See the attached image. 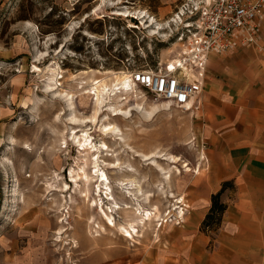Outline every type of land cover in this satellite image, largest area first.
Instances as JSON below:
<instances>
[{
	"label": "rangeland",
	"instance_id": "rangeland-1",
	"mask_svg": "<svg viewBox=\"0 0 264 264\" xmlns=\"http://www.w3.org/2000/svg\"><path fill=\"white\" fill-rule=\"evenodd\" d=\"M186 1L0 0V264H141L215 252L218 229L201 226L211 204L201 108L170 106L131 78L180 52L176 15ZM122 75L131 91L110 96ZM96 83L106 86L97 113ZM108 124L117 141L101 135ZM83 130L98 153L82 154L71 140ZM80 167L94 176L89 186L71 180ZM145 212L157 217L142 228L132 214Z\"/></svg>",
	"mask_w": 264,
	"mask_h": 264
},
{
	"label": "crops",
	"instance_id": "crops-1",
	"mask_svg": "<svg viewBox=\"0 0 264 264\" xmlns=\"http://www.w3.org/2000/svg\"><path fill=\"white\" fill-rule=\"evenodd\" d=\"M257 27L254 45L234 40L226 52L209 56L199 97L209 195L233 185L220 196L226 209L215 252L141 264H264V15Z\"/></svg>",
	"mask_w": 264,
	"mask_h": 264
},
{
	"label": "built area",
	"instance_id": "built-area-1",
	"mask_svg": "<svg viewBox=\"0 0 264 264\" xmlns=\"http://www.w3.org/2000/svg\"><path fill=\"white\" fill-rule=\"evenodd\" d=\"M178 13L180 52L165 67L139 70L131 78L156 99L195 112L201 106L209 56L226 52L234 40L242 46L255 44L264 0H187Z\"/></svg>",
	"mask_w": 264,
	"mask_h": 264
},
{
	"label": "bare ground",
	"instance_id": "bare-ground-1",
	"mask_svg": "<svg viewBox=\"0 0 264 264\" xmlns=\"http://www.w3.org/2000/svg\"><path fill=\"white\" fill-rule=\"evenodd\" d=\"M122 15V14H121ZM145 17H143V16H139V19L141 20V21H143V19H144ZM55 76V75H54ZM53 76V74H52V77H51V81H55V77ZM58 83V82H57ZM56 83V84H57ZM131 80H130V77H128L127 75H122L121 76V78L118 80V84L116 85V89H114V90H110V92H107L108 94H110V96H116V95H121L122 93H124V94H128L130 91H131ZM60 84V83H59ZM102 84V83H101ZM52 85V84H51ZM98 85V86H97ZM94 86V85H93ZM115 88V87H114ZM53 89V88H52ZM105 90H106V86H104V85H99V83H96V85L94 86V88H93V95H94V97H95V103H96V108L97 107H99V106H101L102 105V97L104 96V94H105ZM51 91V90H50ZM50 91H48V92H50ZM109 91V90H108ZM62 95V94H61ZM66 102H67V105L68 106H70L71 105V103H70V100L68 99V100H66ZM166 103V102H165ZM168 103V102H167ZM169 104V103H168ZM171 106V105H170ZM103 107V106H102ZM190 110V108L188 109V111ZM99 111V108H97L96 110H95V112L97 113ZM185 111H187V110H185ZM113 116H115V117H122L123 116V112L121 111H114L113 110ZM93 119L95 120V117H93ZM100 132H101V135L103 136V137H110V138H114L115 136H116V128L114 127V126H111V125H103V126H101L100 127ZM76 134H77V131H73L72 132V134H71V140L72 141H74V142H77V144H78V146L81 148V153L82 154H84V153H86V154H88L89 152H90V149H96V153H98V151H99V148H97L95 145H92V139H90V137L88 136V134H87V132L86 131H84L83 130V132H82V134L80 135V136H76ZM114 140L115 141H117L118 139L117 138H114ZM101 147L103 148V149H107V147H106V144H104V143H101ZM85 157V156H84ZM139 157V155H136L135 156V158L134 159H137ZM83 159H86V158H83ZM86 162H87V160L86 161H84L83 162V164L86 166L87 164H86ZM93 164H94V169H95V172H96V174L98 173V171L99 170H97V167H96V165L98 164V161L96 160V161H93ZM114 165V164H113ZM83 166V165H82ZM79 170L81 171V174H77V176L76 177H72L71 178V180L72 181H74V183H75V181L77 180V178H79V179H82V181H83V185H85V186H89V183H91L93 180H94V176L93 175H88L87 173H86V170H85V168L84 167H80L79 168ZM187 171H189V169L187 170ZM199 171V170H198ZM100 181H104V180H106V176H105V174L104 173H102V172H100ZM124 182H125V180H123V182L122 183H119L120 184V186L121 187H123V185H125L124 184ZM127 182V184H130L131 186H134L135 184H134V182L133 181H130V180H127L126 181ZM64 187V189H63V191H65V187L67 188V186L66 185H64L63 186ZM109 188H107V190H108ZM139 191H140V188H138L137 189V193H139ZM88 195H89V191H86V192H84V197L85 198H88ZM148 196H146L145 198H147ZM181 203L183 204V206L185 205V200L184 199H182L181 200ZM100 207H99V212H100V214L101 215H103L104 216V218L108 221V222H110L111 223V225H113V226H115V223L113 222V219H112V217L110 216V215H108V213H106V212H104V209H103V207H102V205H103V202H102V200H100ZM126 210L127 209H129L130 207L128 206V205H126L125 207H124ZM109 209H110V207H109ZM144 212V211H143ZM136 213V212H135ZM132 214V215H137L138 216V218H136V220H137V224H141L142 225V228H144L147 224H149V223H151V221L153 220V217L155 218V217H157V215L155 214L154 216L153 215H151V214H148L147 212H145V213H143V214ZM178 214L180 215V217L182 218L183 216H184V213H183V210H181V211H179L178 212ZM129 225V227L130 228H132L133 229V227L130 225V224H128ZM117 228L118 229H121V230H125V233L127 234L126 235V237H127V239H133V236H132V234H131V232L129 231V230H127V229H125V227H123V226H121V225H117ZM104 231V233H106V230L104 229L103 230Z\"/></svg>",
	"mask_w": 264,
	"mask_h": 264
},
{
	"label": "trees",
	"instance_id": "trees-1",
	"mask_svg": "<svg viewBox=\"0 0 264 264\" xmlns=\"http://www.w3.org/2000/svg\"><path fill=\"white\" fill-rule=\"evenodd\" d=\"M232 188V183H223L221 189L216 194L211 195V204L201 223L202 228H212L214 232L217 231L226 209V205L221 201L220 196L225 190H231Z\"/></svg>",
	"mask_w": 264,
	"mask_h": 264
}]
</instances>
